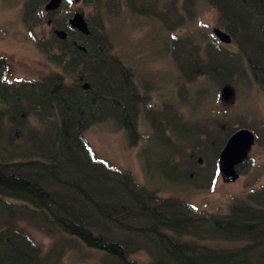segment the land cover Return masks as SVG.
<instances>
[{
    "label": "trees",
    "instance_id": "1",
    "mask_svg": "<svg viewBox=\"0 0 264 264\" xmlns=\"http://www.w3.org/2000/svg\"><path fill=\"white\" fill-rule=\"evenodd\" d=\"M49 1L25 0L21 17L58 71L13 82L0 56V264H61L69 250L82 248L101 254L99 264H134L130 258L139 252L148 264H264V186L224 214H205L178 198L159 197L158 188L139 185L129 171L113 169L84 137L89 127L108 120L136 145L143 107L152 132L139 150L144 175L213 188L218 155L236 130L249 129L245 118L223 129L218 116L193 120L195 114L180 112L187 104L180 99L169 103L175 116L154 121V111L147 112L150 89L143 84L139 92L105 27V17L125 7L132 15L158 19L164 29L170 23L171 30L182 29L194 20L193 0H179L175 14L160 0H82L93 12L85 18L88 35L69 24L81 9L61 0L45 11ZM203 1L216 11L217 25L230 35L236 53L214 41L204 50L190 40L171 48L182 82L178 89L201 78L233 86L249 76L264 92V0ZM45 24L48 35L35 36L34 29ZM249 165L245 160L236 170L243 175ZM19 222L61 237L42 249Z\"/></svg>",
    "mask_w": 264,
    "mask_h": 264
},
{
    "label": "rangeland",
    "instance_id": "2",
    "mask_svg": "<svg viewBox=\"0 0 264 264\" xmlns=\"http://www.w3.org/2000/svg\"><path fill=\"white\" fill-rule=\"evenodd\" d=\"M24 1L0 0V56L6 59L8 77L13 82L30 78L39 80L43 76L58 71L37 49L30 32L22 23L21 14ZM161 1L175 14L179 0L173 3ZM160 2L157 3V10ZM194 2H196L194 20L186 23L178 31L179 35L193 38L191 41L194 43H201L202 50L206 43L210 44L214 41L219 45L212 34V30L218 27L215 11L203 0H193ZM69 8L81 9L82 12H76L82 13L83 19L93 14L91 8L84 6L81 1L76 5H69ZM147 17L149 16L142 14L132 15L125 7L121 8L117 15L105 17V27L112 35L114 53L132 69L139 92L143 89V84L150 89L152 99L150 105L172 101L177 96L181 100H185L186 97L192 103L201 98L198 104L202 106L203 116L212 113L205 117H215L213 113L222 111L228 112L234 118L246 117L245 122L248 128L259 138L256 140L253 136L254 141L242 159L250 160L249 169L243 175L236 173L234 178L229 180L219 172L210 190H199L191 185H170L157 177L151 179L149 175H144L139 150L140 146L145 143L144 139L148 136V130L142 119L138 121L141 139L136 145H129L124 131L117 129L108 120L89 127L84 132V137L98 158L106 161L115 170L129 171L139 185L150 189L158 188L159 197L178 198L205 214H224L229 207H232V204L244 199L248 192L264 186V93L249 76L233 86L220 87L201 78L197 85L192 87L186 85L185 88L178 89V85L182 82L178 79V71L173 63L170 49L165 53L162 52L163 43L165 40L169 41V37L159 22ZM48 31L49 26L45 24L42 28L34 29V34L35 36H42V34L47 36ZM235 49L232 45L227 47V50L231 52ZM225 86L231 87L234 93L233 100L229 103H222L220 98L221 90ZM186 89H189L187 94ZM199 90L202 95L198 96ZM184 106L186 104H183ZM203 116L195 115L193 120H198ZM163 158L164 156L160 155V159ZM18 228L28 232L42 249H47L61 237L59 234L56 235V232H51L49 237L27 222H19ZM100 257L101 254L89 249L82 248L79 251L72 249L67 252L61 264H99ZM131 258L134 264H148V257L143 252Z\"/></svg>",
    "mask_w": 264,
    "mask_h": 264
},
{
    "label": "water",
    "instance_id": "3",
    "mask_svg": "<svg viewBox=\"0 0 264 264\" xmlns=\"http://www.w3.org/2000/svg\"><path fill=\"white\" fill-rule=\"evenodd\" d=\"M71 5H76L80 3L81 0H66ZM61 0H50V2L45 6V11L55 10ZM70 26L80 32H87V28L83 17L80 13H76L70 20ZM215 37L224 44H229L231 38L229 34L219 29L214 30ZM60 38H65V33L58 32ZM233 91L231 87L225 86L221 90L220 98L229 102L232 99ZM254 137L248 130L242 129L235 132L226 142L224 148L218 156V170L224 176L225 179H233L234 175L237 173L236 167L243 160V156L249 146L253 143Z\"/></svg>",
    "mask_w": 264,
    "mask_h": 264
},
{
    "label": "bare ground",
    "instance_id": "4",
    "mask_svg": "<svg viewBox=\"0 0 264 264\" xmlns=\"http://www.w3.org/2000/svg\"><path fill=\"white\" fill-rule=\"evenodd\" d=\"M197 2V1H196ZM196 2H194V3H192L191 4V8L193 9V10H195L196 9ZM205 2V1H204ZM205 4H207V3H205ZM208 5V4H207ZM209 6V5H208ZM210 7V6H209ZM160 9H162V8H160ZM214 10V9H213ZM215 11V10H214ZM177 12H179V10H177L175 13H177ZM215 13H216V11H215ZM216 16H217V14H216ZM149 19H153V20H155L156 22H159V24L161 25V27L163 28V24H161V22L158 20V19H156V18H150L149 17ZM172 23H170L169 24V29H164L165 31H166V33H167V37H169V41H164V43H163V49H162V52L163 53H165L168 49H171V48H173V47H175L176 45H179V44H182V43H184V42H186V41H191V40H193V38H191V37H185V36H182V35H179V33H178V31L179 30H181V29H174V30H171V28H172ZM72 29H74L72 26H70ZM216 29H219V30H221V31H223V29L222 28H220L219 26L218 27H215L213 30H212V34H213V36L215 37V35H214V30H216ZM75 31H78V30H76V29H74ZM78 32H80V31H78ZM80 33H82V34H84V35H88V30H87V32H80ZM197 34V33H196ZM219 43V47L221 48V50L222 49H224V50H226L227 52H229V53H236V49H235V51L234 52H231V51H228L227 50V47L228 46H230V45H232V46H234L233 44H232V41L229 43V44H224V43H221V42H218ZM235 47V46H234ZM236 48V47H235ZM166 49V50H165ZM171 54V53H170ZM115 55H117V54H115ZM118 56V55H117ZM173 58V57H172ZM123 61V60H122ZM173 63L175 64V62L173 61ZM123 64L125 65V66H127V67H129V65L126 63H124V61H123ZM244 67H245V64H244ZM130 68V67H129ZM246 68V67H245ZM131 69V68H130ZM132 70V69H131ZM218 85V84H217ZM218 86H220V85H218ZM224 88V87H223ZM222 88V89H223ZM260 89V88H259ZM189 89H186V91H185V93L187 94V91H188ZM261 90V89H260ZM233 91V90H232ZM262 91V90H261ZM263 92V91H262ZM264 93V92H263ZM199 95H202V92H201V90H199L198 91V96ZM233 97H234V93H233V95H232V99L229 101V102H231L232 100H233ZM178 100H180V98L177 96L176 98H174V100H168L167 102H162V103H160V104H158V105H150V106H148V109H147V112L149 113H152L153 111V113H152V115L150 116L149 115V117L151 118V119H153L154 121H156V118L157 117H166V116H170V115H176V113L174 112V110L172 109V107H171V105L169 104V103H173V104H176V102L178 101ZM185 100H186V102H187V104H186V106H184V107H181L180 108V112H182V113H191V114H195V115H198V116H203V114L201 113V110H202V106H200V104H198L199 102H194V103H192L191 101H189V99L188 98H186L185 97ZM221 102L222 103H229V102H225V101H223L222 99H221ZM220 109L221 108H223V107H219ZM210 113V112H209ZM212 113H210V114H207V115H204L203 117H205V116H208V115H211ZM213 114H215L216 116H218V117H220L221 119H222V123H223V125H222V128H225L226 127V122H233L234 121V117H232L228 112H226V111H222V112H216V113H213ZM143 107L141 108H139V110H138V113H137V119H136V136H134V143L136 142L137 143V141L138 140H140L141 138V136H140V132L138 131V121L139 120H143L144 121V119H143ZM202 117V118H203ZM245 119H246V117H245ZM145 123V122H144ZM146 126V125H145ZM187 127V126H186ZM147 128V127H146ZM147 130H148V136H149V134H151L152 132H151V129L149 128H147ZM197 131H193V132H191L192 133V135H193V137L197 134L196 133ZM124 133H125V137H126V140H127V143L129 144V145H131V141H130V138L128 137V135H127V133H126V131H124ZM148 136L144 139V141L148 138ZM45 249V248H44Z\"/></svg>",
    "mask_w": 264,
    "mask_h": 264
}]
</instances>
